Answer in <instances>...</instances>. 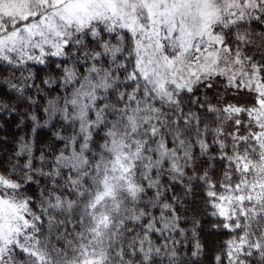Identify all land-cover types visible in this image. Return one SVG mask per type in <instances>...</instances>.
<instances>
[{
    "label": "snow or ice",
    "instance_id": "snow-or-ice-1",
    "mask_svg": "<svg viewBox=\"0 0 264 264\" xmlns=\"http://www.w3.org/2000/svg\"><path fill=\"white\" fill-rule=\"evenodd\" d=\"M0 264H264V0H0Z\"/></svg>",
    "mask_w": 264,
    "mask_h": 264
}]
</instances>
